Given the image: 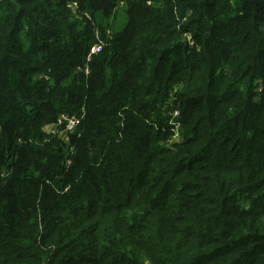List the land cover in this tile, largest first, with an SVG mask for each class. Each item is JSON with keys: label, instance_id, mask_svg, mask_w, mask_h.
Masks as SVG:
<instances>
[{"label": "trees", "instance_id": "obj_1", "mask_svg": "<svg viewBox=\"0 0 264 264\" xmlns=\"http://www.w3.org/2000/svg\"><path fill=\"white\" fill-rule=\"evenodd\" d=\"M0 264H264V0H0Z\"/></svg>", "mask_w": 264, "mask_h": 264}, {"label": "built area", "instance_id": "obj_2", "mask_svg": "<svg viewBox=\"0 0 264 264\" xmlns=\"http://www.w3.org/2000/svg\"><path fill=\"white\" fill-rule=\"evenodd\" d=\"M96 38H97V36H96ZM102 45L103 44H101V43H95L90 48L89 54L87 56V59H89L92 54H96L97 52H99L101 50V48H102ZM86 72H87V70H86ZM176 115H177V113L174 114L173 116H176ZM82 118H83V115H81V117H69L67 115H62L59 118L58 123L59 124L60 123H65L66 130L70 131V132H73L79 126L80 121H81ZM177 126H178V124H177ZM175 134H177V133H175ZM69 163H70V161L67 162V164H69Z\"/></svg>", "mask_w": 264, "mask_h": 264}, {"label": "rangeland", "instance_id": "obj_3", "mask_svg": "<svg viewBox=\"0 0 264 264\" xmlns=\"http://www.w3.org/2000/svg\"><path fill=\"white\" fill-rule=\"evenodd\" d=\"M115 13L113 14V17L115 16V21H117L118 23H116L117 25H123L124 24V22L126 21V15H125V9H124V6L123 5H119V6H117V8L115 9V11H114ZM112 16L109 18V20H108V22L109 21H111V19L113 18ZM110 23H113V22H110ZM120 26V27H121ZM115 27V26H114ZM119 27V28H120ZM118 28V27H117ZM115 29H116V27H115ZM94 34H95V36H97V40L99 41V43H101V44H103V42L101 41V39H100V33H99V30L98 29H95L94 30ZM102 47H103V45H102ZM177 113V111H173V115L174 114H176ZM51 130V127H46L45 128V131L47 132V131H50ZM177 132V134H175L174 135V137L173 138H176V136L179 134L178 133V131H176ZM61 133V131L59 132V134ZM171 142H176L175 140H173V141H169L167 144L168 145H171Z\"/></svg>", "mask_w": 264, "mask_h": 264}]
</instances>
